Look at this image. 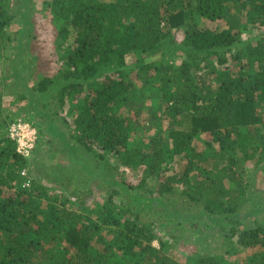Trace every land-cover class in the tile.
I'll return each mask as SVG.
<instances>
[{"label":"trees","instance_id":"1","mask_svg":"<svg viewBox=\"0 0 264 264\" xmlns=\"http://www.w3.org/2000/svg\"><path fill=\"white\" fill-rule=\"evenodd\" d=\"M48 5L59 33L71 28L74 40L60 55L58 72L32 90L50 92L62 78L54 100L71 122L65 148L78 147L106 166L111 158L127 170L142 168V174L138 184L126 185L110 167L116 180L107 184L102 201L88 206L78 193L69 207L67 198L21 177L29 161L1 135L0 264H181L163 250L166 231L142 222L135 207L141 199L128 190L177 195L202 218L235 222L239 227H231L226 238L255 250L248 264H264V226L242 228L234 219L247 184L243 163L264 165V0H51ZM223 17V27L202 26ZM13 19L7 0H0V56ZM178 31L179 61L159 54L148 68L141 61L136 69L128 65L134 53H159ZM244 32L251 34L247 41ZM155 96L160 102L154 106ZM1 105L0 98V114ZM159 122H166L165 134L132 136ZM198 135H204L207 152L196 149ZM176 157L179 171L173 168ZM183 264L228 263L221 255H206Z\"/></svg>","mask_w":264,"mask_h":264},{"label":"rangeland","instance_id":"2","mask_svg":"<svg viewBox=\"0 0 264 264\" xmlns=\"http://www.w3.org/2000/svg\"><path fill=\"white\" fill-rule=\"evenodd\" d=\"M50 1L7 0V9L14 19L6 30L0 56V136L8 137L9 126L14 121L29 125L36 133V143L28 160L29 167L21 177L37 181L49 187L53 193L67 198L69 207L73 201L76 202L78 193L86 196L83 198L90 206L96 201H102L109 192L107 184L115 176L110 167L118 169V181H125L126 185L133 186L138 184L142 168L127 170L111 158L105 160L108 164L106 166L78 147L69 152L65 148L63 137L68 131L66 126L71 124L70 118L65 109L54 100V94L64 81L62 78L55 79L50 92L38 94L32 90L43 77H51L58 72L62 65L60 55L74 40L71 28L64 34L59 33V26L48 5ZM224 24L223 17L217 22L203 21L202 26L220 28ZM250 35L249 32H244L242 39L247 41ZM173 36V40L170 37L164 40L159 53L132 54L127 59L128 65L136 69L135 65L141 61L148 68L150 64L158 62L162 55L179 61L182 58L179 45L182 35L178 31ZM150 72H153L152 69ZM159 102V98L155 96L151 103L155 106ZM147 117V112H144L143 118L146 120ZM165 128L166 122H159L150 131L137 130L132 136L147 139L157 130H162L165 134ZM65 141L70 142L71 148L72 141L68 137ZM194 141L198 151L207 152L203 143L204 135H198ZM179 161L176 157L173 164L175 171L182 167ZM242 168L247 184L245 193L238 200L239 210L234 219L242 222V228L264 226V165L256 167L255 161H250L244 162ZM128 191L129 195L141 199L135 207L140 210L142 222L154 223V228L166 231V235L163 232L161 237L166 242L163 250L176 262L183 264L198 256L221 255L228 264H248L255 250L241 249L235 238H226L231 227H239L235 222L224 220L217 223L202 218L198 216L199 210L177 199V195L159 197L157 194H143L137 190ZM191 216L195 217L189 222L187 218ZM152 244L159 247L157 240Z\"/></svg>","mask_w":264,"mask_h":264},{"label":"built area","instance_id":"3","mask_svg":"<svg viewBox=\"0 0 264 264\" xmlns=\"http://www.w3.org/2000/svg\"><path fill=\"white\" fill-rule=\"evenodd\" d=\"M9 139L16 145V153L25 159H30L35 148L36 133L29 125L14 121L10 124ZM25 175V170L21 172V176Z\"/></svg>","mask_w":264,"mask_h":264}]
</instances>
